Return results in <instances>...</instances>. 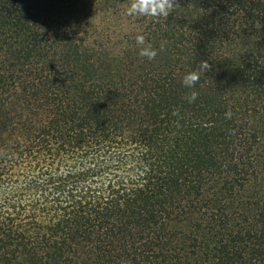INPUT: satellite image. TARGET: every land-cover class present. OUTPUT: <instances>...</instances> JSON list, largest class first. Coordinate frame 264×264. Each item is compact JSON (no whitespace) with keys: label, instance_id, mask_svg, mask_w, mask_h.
Wrapping results in <instances>:
<instances>
[{"label":"trees","instance_id":"1","mask_svg":"<svg viewBox=\"0 0 264 264\" xmlns=\"http://www.w3.org/2000/svg\"><path fill=\"white\" fill-rule=\"evenodd\" d=\"M130 2L0 0V264H264V0Z\"/></svg>","mask_w":264,"mask_h":264},{"label":"clouds","instance_id":"2","mask_svg":"<svg viewBox=\"0 0 264 264\" xmlns=\"http://www.w3.org/2000/svg\"><path fill=\"white\" fill-rule=\"evenodd\" d=\"M172 11V0H131L128 7L125 9L124 14L128 16L140 15V16H159L167 17ZM136 44L140 46L139 55L145 56L148 59H152L156 52L152 49L150 44H145V38L143 35L138 34L136 36ZM163 48V45H161ZM210 65L206 62H202L200 65L201 70H208ZM198 74L195 72H189L184 75L182 79V85L187 88H192L195 82L198 80ZM197 93L191 92L188 96V101L191 103L196 99ZM228 115V114H226Z\"/></svg>","mask_w":264,"mask_h":264}]
</instances>
